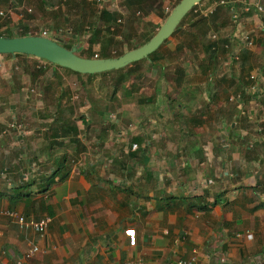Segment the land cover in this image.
Returning a JSON list of instances; mask_svg holds the SVG:
<instances>
[{
  "label": "crops",
  "instance_id": "crops-1",
  "mask_svg": "<svg viewBox=\"0 0 264 264\" xmlns=\"http://www.w3.org/2000/svg\"><path fill=\"white\" fill-rule=\"evenodd\" d=\"M134 1L91 3L116 19ZM235 1L242 4L234 6L237 23L230 8V73L208 78L200 66L204 54L198 61L189 58L191 69L182 66L178 75L172 70L182 76L179 84L164 76L163 94L146 100V129L133 137L137 149L122 151L115 164L87 160L89 141L80 134L76 140L71 121L33 118L29 130L18 134L11 127L16 113L23 116L18 103L25 107L46 86L38 91L0 84V210L52 219L42 239L0 216V249L23 257L36 242L43 251L31 264H169L194 252L199 264H218L220 255L226 264H264V90L248 91L250 74L264 71V37H255L258 26L264 32V13L256 10L262 5L257 0ZM240 31L252 36V47L243 44ZM2 58L0 74L14 64L41 68L48 62L27 54ZM130 227L134 237L125 234ZM247 230L252 238L237 236Z\"/></svg>",
  "mask_w": 264,
  "mask_h": 264
},
{
  "label": "rangeland",
  "instance_id": "rangeland-1",
  "mask_svg": "<svg viewBox=\"0 0 264 264\" xmlns=\"http://www.w3.org/2000/svg\"><path fill=\"white\" fill-rule=\"evenodd\" d=\"M18 1L19 4L24 3L32 7L33 11L21 13L11 0H0V12H6L4 15L0 14V33L10 31V28H7L8 24L14 33V27L23 21L19 31L24 29V25L32 35H42V32L46 31L49 37L56 36L64 46H71V49L75 47L76 54L87 57L92 49L94 56L91 58H100L96 56L99 44L95 43L91 49L89 46L91 43L89 35L94 33L91 26L98 15L94 4L88 0ZM150 1L135 0L127 3L128 10H123L122 21L111 22L109 28L99 26L100 33L94 36L96 41L112 39L113 53L119 51L121 47L126 52L146 36L156 34L166 20L162 13L169 15L180 0H156L154 3ZM219 1L221 0H201L195 4L198 12L192 10L188 16L182 17L183 23H179L171 36L158 47L153 57L148 55L125 65L120 70L94 73L90 76L86 73L77 74L58 65L57 73H53L49 68V62H46V65H38L42 66L41 68H36V64L31 63L21 66L19 64L21 61L18 60L19 68L14 64L9 73L0 74V84L15 87L34 86L38 91L45 89L43 86H46V92L42 95L36 94L33 101L31 100L25 107L18 103V109L24 117L20 116L19 112L16 113L17 125H21L16 132L20 134L28 131L27 126L31 127L30 122L33 118H49L53 123L58 119H64L65 122L71 121L75 124L76 140L78 134L88 139V150L83 146L85 150L90 151L87 160L115 164L121 159L122 151L130 155L137 149L132 148L135 133L141 128L144 131L146 129L148 117L146 100L152 93L156 96L163 94V77L166 76L169 82L175 80V75L179 74L182 66L185 69L193 67L192 62L188 61L189 58L194 57L196 61L202 59L205 48L209 47L210 43L228 38L233 31L230 19L233 12L230 15L228 6H235L237 3L236 7L239 9L242 3L224 0L225 3L218 5L214 13L205 16L206 9ZM257 1L264 6V0ZM20 14L23 15L21 18L18 17ZM258 35L264 37L260 26L256 29L255 37ZM218 53L220 55L217 63L212 67H215L221 77H226L230 73L228 58L230 47H221ZM172 70H175V75ZM174 87L177 88L175 85ZM57 100L61 105L57 104ZM154 115L158 118L156 119L158 123L163 121L156 113ZM62 127L65 128L66 125ZM53 131L54 129L50 130ZM77 143L78 149H83L81 142ZM102 150L105 158L102 154L98 158L97 154L102 153ZM74 160L76 162L77 158Z\"/></svg>",
  "mask_w": 264,
  "mask_h": 264
},
{
  "label": "water",
  "instance_id": "water-1",
  "mask_svg": "<svg viewBox=\"0 0 264 264\" xmlns=\"http://www.w3.org/2000/svg\"><path fill=\"white\" fill-rule=\"evenodd\" d=\"M201 0H180L166 17L156 34L143 45L130 49L118 57L90 58L76 54V48H67L58 40L44 35L0 36V54H27L42 58L52 64L69 68L79 73H100L119 69L147 57L176 30L182 17Z\"/></svg>",
  "mask_w": 264,
  "mask_h": 264
},
{
  "label": "built area",
  "instance_id": "built-area-1",
  "mask_svg": "<svg viewBox=\"0 0 264 264\" xmlns=\"http://www.w3.org/2000/svg\"><path fill=\"white\" fill-rule=\"evenodd\" d=\"M88 1L96 2L97 4H103L105 2V0H88ZM230 2H232V0H230ZM11 3L16 5L17 8L21 11V13H23L24 11H26V12H32L33 11L32 7H28L24 3L19 4L18 0H11ZM223 3H225L224 0L216 2L210 8L206 9L205 14L209 15V14L213 13L214 10L216 9V7L220 4H223ZM52 7L57 8L56 6H52ZM231 8L233 10V14L231 15L232 20L237 23L238 13L235 11L234 6H231ZM256 10L260 13H264V8L260 4L256 5ZM0 14L4 15V14H6V12L1 11ZM19 16L21 18L23 15L20 14ZM120 18L121 17L116 18V21L121 22L122 19H120ZM239 34H240V38L243 41V44L245 46L252 47L254 45V40L250 34L242 32V31L237 32V35H239ZM42 35L48 36L46 31H43ZM214 36H216V35H214ZM96 56H98V55L96 54ZM3 64H4V62H3L2 54H0V68L3 67ZM249 80H250V85L248 86V88H249L248 91L252 95H258L261 93L262 90H264V71L263 72H259L257 70L253 71L249 76ZM32 91H35V89H32ZM11 127L17 129V128L21 127V125H17V121L14 118L12 123H11ZM132 148L135 149V148H137V146L133 145ZM0 216H5V217L10 218L13 221H15L16 224L18 225V228L20 231H25V229L31 228L33 231L38 233L40 235V238H42V239H45L47 237L48 226L52 220L49 215L44 216V217L40 218L39 220H36L33 218L28 219V218H26V216L19 213L18 211L11 210V209H1L0 210ZM3 234H4L3 229L0 227V237L3 236ZM125 234L130 235L131 237H134L135 228L130 227L128 229H125ZM243 234H244V236H247L248 238H252V234L248 230L245 231L244 233H241V232L238 233L237 236L241 237V236H243ZM42 251H43V248L40 246V244H38L36 242H32L30 244V247L24 253L23 257L17 256L14 254L11 255L7 249L1 248L0 249V264H31L28 262V260L31 259V257L35 256L36 254H38ZM217 261H218V264H226L228 262V259H227L226 255H220L218 257ZM115 264H148V263L144 259H132V260L119 261ZM169 264H199V261H198V257H197L196 252H194L188 258H183V257L176 258L172 261H169Z\"/></svg>",
  "mask_w": 264,
  "mask_h": 264
},
{
  "label": "trees",
  "instance_id": "trees-1",
  "mask_svg": "<svg viewBox=\"0 0 264 264\" xmlns=\"http://www.w3.org/2000/svg\"><path fill=\"white\" fill-rule=\"evenodd\" d=\"M154 1L156 2V0H153V3ZM20 2V1H18ZM219 7V6H218ZM214 10V12L217 10V8ZM231 6L229 5L228 6V10L231 11ZM192 10H196V6H194L192 9H190V11H188L186 14H185V17L188 16ZM198 12V11H197ZM213 12V13H214ZM203 14V13H202ZM212 14V13H211ZM204 15V14H203ZM162 16L163 18L167 17L168 15L166 14H163L162 13ZM205 16H208V15H205ZM184 17V18H185ZM184 18L182 19V21L180 22V24L183 23V20ZM166 19V18H165ZM115 16L114 14L110 13L109 11L107 10H102L100 12V14L98 13L96 19H94V22L92 23V28H93V31L94 33L91 35V38H90V49L92 48V46L94 47L95 46V43L99 44V49H98V56L100 58H110V57H118L120 55H122L125 51L123 50V48L121 47L119 51H117L116 53H113L112 52V39L111 40H107V41H96V39L94 38L95 35H97L98 33H100V28L99 26H104L106 28H109V24L113 21H115ZM22 21V20H21ZM23 22V21H22ZM20 23V25H17L16 27H14V33L11 31V26L10 24L7 25V28H10V31L7 32V33H0V36H3V37H14V36H24V35H30L32 33L29 32V30L25 27L24 25V29L22 31H19L18 29L23 26V23ZM10 26V27H9ZM18 33V34H16ZM154 35H149V36H146L139 44L135 45L133 48H137L141 45H143L144 43L148 42ZM229 36L228 38H225V39H219L218 42H212L209 44V47H206L205 48V51H204V54H205V57H206V61L205 62H201L202 64L200 65L202 69H204V74L210 78V76H212V74H214L217 70L215 69V67L213 68L212 65H215V63H217V60H218V56L220 55L218 52H219V49L222 47V48H229L230 47V44H229ZM189 45V44H188ZM68 49L71 48V46H67L65 45ZM93 50L91 49L90 52H88L87 54V57H93L94 56V53H92ZM157 52L154 51L153 53H151L149 56L150 57H153L155 55V53ZM17 55H23V54H19L17 53ZM49 65H51L50 63H48ZM205 65V66H204ZM55 67H59L58 65L55 66ZM68 69V68H67ZM117 69V68H116ZM116 69H113V70H109V71H105V73L107 72H112V71H116ZM122 68H119L117 70H120ZM75 73L77 74H80L82 75V73H79V72H76ZM87 75H90L88 73H86ZM90 76H93V75H90ZM182 76H178L176 78V83L179 84V81L182 80L181 79Z\"/></svg>",
  "mask_w": 264,
  "mask_h": 264
}]
</instances>
